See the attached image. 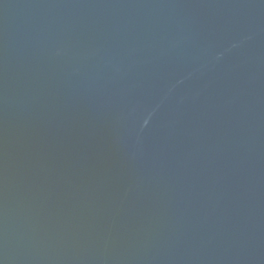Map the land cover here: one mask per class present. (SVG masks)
Segmentation results:
<instances>
[{
  "label": "water",
  "instance_id": "1",
  "mask_svg": "<svg viewBox=\"0 0 264 264\" xmlns=\"http://www.w3.org/2000/svg\"><path fill=\"white\" fill-rule=\"evenodd\" d=\"M0 264H264V0H0Z\"/></svg>",
  "mask_w": 264,
  "mask_h": 264
}]
</instances>
